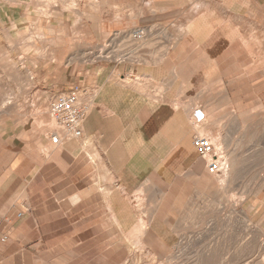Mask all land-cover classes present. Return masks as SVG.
Returning <instances> with one entry per match:
<instances>
[{"label":"crops","instance_id":"obj_1","mask_svg":"<svg viewBox=\"0 0 264 264\" xmlns=\"http://www.w3.org/2000/svg\"><path fill=\"white\" fill-rule=\"evenodd\" d=\"M3 1L6 14L24 15L19 9L23 0ZM120 1L111 4L120 6ZM133 2L131 8H112L105 25L101 13L94 33L101 49L93 68L75 63L35 68L54 96L77 88L91 108L81 138H65L47 156L33 149L17 153L9 171L6 143L0 144V264H49L45 256L54 243L46 241L56 225L81 223L86 211L99 214L101 176L114 179V187L106 184L112 188L105 200L117 222L135 225L145 219L148 230L160 234L174 214L169 207H174L176 193L181 199L186 186L198 184L206 174L190 118L197 106L206 110L199 95L206 89L216 95V86L229 82L232 73L236 78L229 86L235 88L229 95L243 94L238 84L241 53L231 34L237 1ZM184 24L185 34L177 38V28ZM134 41L139 45L127 44ZM108 50L115 55L108 57ZM210 131L208 119L203 132ZM47 144L54 145L50 137ZM120 190L127 219L119 211ZM135 195L143 200V212H136ZM260 201L263 207L264 196ZM22 208L33 215L18 217Z\"/></svg>","mask_w":264,"mask_h":264},{"label":"rangeland","instance_id":"obj_2","mask_svg":"<svg viewBox=\"0 0 264 264\" xmlns=\"http://www.w3.org/2000/svg\"><path fill=\"white\" fill-rule=\"evenodd\" d=\"M23 1L19 9H24V15L14 18L3 11L0 0V111L4 108L0 144L6 143L8 171L17 153L33 149L47 156L56 147L49 146L47 139L61 128L49 112L54 95L40 83L35 68L72 63L93 68L101 49L94 37L101 13L105 25L110 19L105 14L112 8L134 4V0H122L120 6L111 0ZM236 1L231 34L241 53L238 84L243 94L229 95L235 88L229 86L236 78L232 73L229 82L216 86V95L207 89L199 95L210 113L209 135L226 154L228 174L216 176L206 168L198 184L186 186L181 199L176 193L174 207H169L174 214L160 234L148 230L142 218L135 225L117 222L105 200L114 179L101 176L99 214L86 211L81 223L56 225L54 235L49 234L52 239L46 241L54 243L53 251L45 256L49 264H264V206L260 207L264 196V103L260 99L264 92V0ZM185 27L177 28V38L185 34ZM108 51V57L115 55ZM119 195L122 213L126 206L121 190ZM134 200L136 212H143L141 196L135 195ZM32 215L30 209L25 214ZM124 216L127 219L126 212Z\"/></svg>","mask_w":264,"mask_h":264},{"label":"built area","instance_id":"obj_3","mask_svg":"<svg viewBox=\"0 0 264 264\" xmlns=\"http://www.w3.org/2000/svg\"><path fill=\"white\" fill-rule=\"evenodd\" d=\"M143 35L140 33L139 36ZM91 102L87 100L77 88L71 92H61L54 96L50 111L60 125L62 133L53 131L50 140L55 146L61 145L65 138L79 139L83 136V124L90 111ZM194 129L193 144L197 151L205 158L207 169L213 175H221L227 171V159L224 151H219L210 135L200 132V128L208 122V116L203 106H197L190 118ZM19 212L23 217L26 212Z\"/></svg>","mask_w":264,"mask_h":264},{"label":"bare ground","instance_id":"obj_4","mask_svg":"<svg viewBox=\"0 0 264 264\" xmlns=\"http://www.w3.org/2000/svg\"><path fill=\"white\" fill-rule=\"evenodd\" d=\"M25 68V67H24ZM5 103V102H4ZM9 103V102H8ZM7 104H5V106L4 107H7L6 106ZM8 106H9V104H8ZM4 109V108H3ZM1 110L2 112L4 111V110ZM207 110V109H206ZM0 111V113L1 114H3L2 112ZM50 113H51V111H49ZM208 114V113H207ZM50 115H52V114H50ZM51 119V118H50ZM52 124H53V122H52ZM208 124V122L204 125V126H202L201 128H200V132L202 133V134H205L203 131H204V128H205V126ZM49 126V125H48ZM50 126H51V124H50ZM47 128V127H46ZM51 127H49V129H50ZM57 129V132H59V133H62V130L60 129V128H56ZM56 129H54V130H56ZM227 165H228V168H227V171H225V173L224 174H228L227 172L229 171V163L227 162ZM233 169V168H232ZM232 172V171H231ZM230 172V173H231ZM231 175V174H230ZM216 176H220V175H216ZM233 176V175H232ZM228 177V176H227ZM230 179V178H229ZM263 244V243H262ZM263 250V249H262ZM171 260V259H170ZM260 264V263H259Z\"/></svg>","mask_w":264,"mask_h":264}]
</instances>
